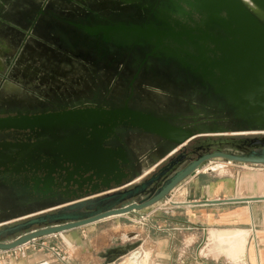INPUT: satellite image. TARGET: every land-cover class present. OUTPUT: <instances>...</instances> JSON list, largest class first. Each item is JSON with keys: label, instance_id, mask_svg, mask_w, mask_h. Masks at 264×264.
Wrapping results in <instances>:
<instances>
[{"label": "water", "instance_id": "obj_1", "mask_svg": "<svg viewBox=\"0 0 264 264\" xmlns=\"http://www.w3.org/2000/svg\"><path fill=\"white\" fill-rule=\"evenodd\" d=\"M31 35L57 56L23 48ZM0 41V72L13 59L42 85L85 72L104 88L115 80L118 96L110 110L77 102L0 118V133L35 135L0 142L4 180L35 176L33 194H0V250L139 213L217 160L264 167V0H0ZM119 126L124 146L109 141ZM64 172L78 191L54 193ZM140 247L112 249L108 264Z\"/></svg>", "mask_w": 264, "mask_h": 264}, {"label": "crops", "instance_id": "obj_2", "mask_svg": "<svg viewBox=\"0 0 264 264\" xmlns=\"http://www.w3.org/2000/svg\"><path fill=\"white\" fill-rule=\"evenodd\" d=\"M3 45L4 42L0 41L2 51ZM214 164L216 163L209 165L204 173H198L180 184L171 193L169 200L153 207L44 238L51 246L59 247L70 255L66 263L59 262L45 252H29L26 258L9 260L5 264H108V253L112 249L132 244L130 242H134L136 237L141 242L137 252L130 253L113 264H122L125 259L123 264H126L130 258L133 264H232L228 256L202 252L192 254L187 249L198 243L199 247L226 244L215 237L213 232L232 231L246 232L238 254L241 255L239 262L264 264V224L260 223L259 212V207H264V200L212 203L264 197V169L250 168L254 173H261L262 178L256 180L254 177L249 179L242 176L243 166L234 167L237 169V176L234 177L218 173L225 170V163L221 170L216 171L211 170ZM209 170L211 173H205ZM171 202L177 205L173 206ZM146 216L150 218L149 221L145 220ZM120 219L132 222L133 226L117 225ZM152 222H160L162 226L171 229L155 233ZM171 230L186 232L178 251L176 238ZM149 245L154 247V252H144L141 255L142 247Z\"/></svg>", "mask_w": 264, "mask_h": 264}, {"label": "flooded vegetation", "instance_id": "obj_3", "mask_svg": "<svg viewBox=\"0 0 264 264\" xmlns=\"http://www.w3.org/2000/svg\"><path fill=\"white\" fill-rule=\"evenodd\" d=\"M32 40L38 39L35 36L31 35V37H28V40L23 48L28 45L39 53L48 52L44 57L51 58V56H53L54 58L57 56L56 54L53 55L50 51H47L51 50L52 52H54L53 49L55 48H38L34 43H32ZM59 55H62V53L59 52ZM56 64L52 63V66L55 67ZM68 66L69 64H67L66 62V67ZM74 67L75 69L81 68L79 64H74ZM17 68L18 67L16 61L13 59L8 64L3 65L2 71L0 72V118L17 117L19 116V112L25 115L26 111L29 109H33L35 111L37 110L39 112V110H41L42 108H53L56 110L59 109L58 111H61V109H64L65 104L70 105L76 104L77 102H84L83 104H81L83 109L102 107L104 110H110L111 108H114L118 102V96L115 93V86L113 85L116 82L115 80L111 82L110 86L105 87L108 88V91L111 90V92L108 94V91H105V88L100 84V80L96 79L94 82H92L89 77H87L85 72L82 73L84 75V81L80 80L78 83H71V81L69 80L59 79L58 83L50 82L49 84L42 85V82L40 81L30 82L26 79H23L20 75H16ZM22 70H24V66H21L17 71ZM40 70H42V68H40ZM42 71H44L45 73H49L47 69H43ZM14 75L17 76L16 78H18L20 82L15 81L11 78V76ZM86 84L90 86L91 84H97L98 86L91 87V91H88L85 86ZM59 85H70V87ZM6 111H9L10 113L3 114ZM122 131H124V133H122ZM34 136L35 135L30 133H10L8 135L0 133V142L7 139V137L14 140L15 142L26 141L27 138L30 137H32V140H34ZM129 136L130 133L128 132V130L126 131L123 129V127L119 126L114 129L109 141L114 145L124 146L125 138ZM218 149H221L225 152L229 151V149L227 148L210 147L209 151L207 152ZM124 171L126 170L124 169ZM32 178H35V176H33L32 174H23L17 177L7 176V179L4 180V175L0 173V194L12 192L14 190L18 191L19 193L23 192L24 190L33 194L32 188L34 183L31 181ZM67 178L68 174L66 172L62 174L59 173L55 176L54 184L56 185V187H53L54 193L62 194L63 192L72 193L73 191H78V185H71L67 190L64 188V186H66V183L64 181ZM95 183V181L92 184H89V182H87L83 185L82 189L86 190L87 188L92 187V185Z\"/></svg>", "mask_w": 264, "mask_h": 264}, {"label": "rangeland", "instance_id": "obj_4", "mask_svg": "<svg viewBox=\"0 0 264 264\" xmlns=\"http://www.w3.org/2000/svg\"><path fill=\"white\" fill-rule=\"evenodd\" d=\"M32 73V72H31ZM216 163H222L224 164L225 163V170L223 172H218V173H221L223 175H226V176H237V169L234 168L235 166H237L238 164H233V163H226L225 161L223 160H217L215 161ZM239 166H243L244 168L241 169V173H242V176L243 177H248L249 179H252L253 177L258 180V178H262L260 177L261 176V173L258 174V173H254L251 171L250 168H262L264 169L263 166L261 167H256V166H251V165H239ZM207 168V167H206ZM204 168L203 171L206 169ZM248 168V169H246ZM257 172V171H255ZM264 172V171H263ZM262 172V173H263ZM263 176V175H262ZM259 212H260V219H261V224H264V218H263V213H264V207H259ZM147 221L150 220V218H147V216L145 217ZM153 224V232L155 233H160V230H163V229H167L166 227L162 226V224L160 222H152ZM117 225H126L127 227H132L133 226V223L128 221V220H121L120 221H117ZM168 229H171V228H168ZM172 231V230H171ZM173 232V231H172ZM186 232H179V231H174L173 234L176 238V251H178L177 249L179 247H181V244L180 242L183 240V238L185 237V234ZM140 240L138 239V237H136V239L134 240V242H139ZM134 242H130V243H134ZM229 245H226V244H220V245H215V246H202V247H199V243L196 244V245H191L189 247H187V249L190 251V253H197V252H202L203 254H208V253H218L220 255H225V256H228L231 258L232 261V264H242L241 262H239L240 258H241V255L239 256H234L233 252H232V249L228 248ZM140 251V250H139ZM134 252H137V251H134ZM132 252V253H134ZM145 254H151L152 252H154V247L152 246H143L142 249H141V255L142 253ZM126 260V259H125ZM126 264H133L132 261H127ZM143 264H146V263H143Z\"/></svg>", "mask_w": 264, "mask_h": 264}, {"label": "built area", "instance_id": "obj_5", "mask_svg": "<svg viewBox=\"0 0 264 264\" xmlns=\"http://www.w3.org/2000/svg\"><path fill=\"white\" fill-rule=\"evenodd\" d=\"M44 238L46 237L33 240L13 249L0 250V264H5L9 260L24 259L29 255V252H45L63 263H66L70 259L68 253L59 247L51 246L46 240H43Z\"/></svg>", "mask_w": 264, "mask_h": 264}, {"label": "bare ground", "instance_id": "obj_6", "mask_svg": "<svg viewBox=\"0 0 264 264\" xmlns=\"http://www.w3.org/2000/svg\"><path fill=\"white\" fill-rule=\"evenodd\" d=\"M245 136H248V135H245ZM222 166H223L222 163H216V164L212 165L211 170H215V171L221 170ZM202 172H204V171H202ZM207 172H211V171L209 170ZM213 233H214L215 237H217L218 239L222 240L227 245H229L228 248L232 249L234 256H238V254L240 253V247L242 246V243L244 242L243 240L245 238L246 232H244V231H232V232H213ZM130 260H131V258H130ZM123 263H125V260Z\"/></svg>", "mask_w": 264, "mask_h": 264}]
</instances>
